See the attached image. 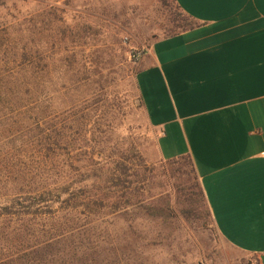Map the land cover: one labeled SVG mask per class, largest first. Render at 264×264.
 Segmentation results:
<instances>
[{"label": "rangeland", "instance_id": "374dc122", "mask_svg": "<svg viewBox=\"0 0 264 264\" xmlns=\"http://www.w3.org/2000/svg\"><path fill=\"white\" fill-rule=\"evenodd\" d=\"M171 16L161 0H0V207L22 227V264H59V250L76 246H99L93 264H262L199 208L160 197L163 159L135 76L138 53L173 30ZM81 195L104 204L87 235L37 251L54 234H41L43 222L80 214Z\"/></svg>", "mask_w": 264, "mask_h": 264}, {"label": "crops", "instance_id": "0c3cea01", "mask_svg": "<svg viewBox=\"0 0 264 264\" xmlns=\"http://www.w3.org/2000/svg\"><path fill=\"white\" fill-rule=\"evenodd\" d=\"M199 26L155 42L135 80L160 158L191 156L218 235L264 255V0H176Z\"/></svg>", "mask_w": 264, "mask_h": 264}, {"label": "trees", "instance_id": "16d2710c", "mask_svg": "<svg viewBox=\"0 0 264 264\" xmlns=\"http://www.w3.org/2000/svg\"><path fill=\"white\" fill-rule=\"evenodd\" d=\"M161 1L166 7L170 8V13L172 14L171 21L174 25L173 30L163 38L184 33L199 26V23L193 17L186 14L181 9L176 0H172L175 9L170 7L169 0ZM163 38H160L157 41ZM160 166L166 187L163 189L164 191L160 194V197H163V193H165L166 198H174L177 199V202L180 201L189 205L193 209L192 212L195 211V208H199L206 214L213 224V219L208 207L206 196L202 189L191 156L182 155L173 159L162 160ZM22 179L28 182V186L37 181V178H31L28 175L26 177L24 176ZM42 196L43 194H38V197H36L35 201H33L34 199H31V201L33 204L36 202L39 203L41 201L44 202L45 199L42 200ZM63 196H65L64 193H59L55 198V201L59 203L63 201L69 203L70 199L63 198ZM120 196L121 197L113 196L112 202H109V207L112 208V212L109 215L117 216L122 211L121 201L123 198H125V194ZM81 199H83L81 205L84 207V209L82 212H80V214H77V208L74 207V209H72L69 213H60L58 216L49 218L47 223L43 222L41 234L43 233V236L51 232H54V234L52 235V242L47 244L41 243L40 247L36 248L37 251L45 252L48 247L52 245L59 246L67 240L73 241L74 243L75 240L82 239L87 235V232L90 229L89 227H91L92 223L89 217L92 214H97L98 211L103 208L104 204L103 200L101 199L90 200L87 197L85 198V196H82ZM12 201L13 200L9 202ZM0 209V264H22V249L20 248L22 246L20 242L22 240V227L19 225L13 226L11 228L10 225H8V215L13 214L10 212L9 206L4 205L1 206ZM144 209H148V207L145 206ZM74 211L76 213H74ZM26 215L33 216L34 214L27 212ZM87 219L89 222L84 223L83 220ZM46 226L50 227L49 229L51 232L46 231ZM25 233H29V235L34 234H32L30 230L25 231ZM91 249L98 250L97 252H99V246L86 249L76 246L70 250V254H61V250H59L58 253L60 255V259H57V261L59 264H75V259L78 257L79 259L77 264H93V262L95 263L94 259H96L101 254L99 255L97 252L94 253V251L90 252ZM42 262V264L48 262V256H45V258L42 259Z\"/></svg>", "mask_w": 264, "mask_h": 264}, {"label": "built area", "instance_id": "2783aa9c", "mask_svg": "<svg viewBox=\"0 0 264 264\" xmlns=\"http://www.w3.org/2000/svg\"><path fill=\"white\" fill-rule=\"evenodd\" d=\"M144 53H146V51H145V52H142V53H141V52H140V53H138V57H140V58H141V57L144 55Z\"/></svg>", "mask_w": 264, "mask_h": 264}, {"label": "water", "instance_id": "95a60500", "mask_svg": "<svg viewBox=\"0 0 264 264\" xmlns=\"http://www.w3.org/2000/svg\"><path fill=\"white\" fill-rule=\"evenodd\" d=\"M262 264H264V256L261 257Z\"/></svg>", "mask_w": 264, "mask_h": 264}]
</instances>
